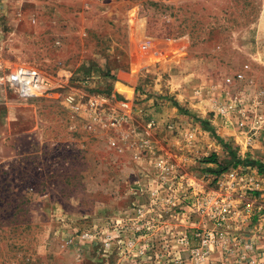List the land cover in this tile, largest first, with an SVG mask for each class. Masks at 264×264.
I'll return each mask as SVG.
<instances>
[{
  "label": "rangeland",
  "instance_id": "1",
  "mask_svg": "<svg viewBox=\"0 0 264 264\" xmlns=\"http://www.w3.org/2000/svg\"><path fill=\"white\" fill-rule=\"evenodd\" d=\"M0 64L63 68L131 117L112 147L61 90L23 101L0 89V264H239L238 247L201 262L188 249L214 224L198 201L227 173L264 182V123L250 131L264 115V0H0ZM149 119L154 153L136 160ZM165 152L192 188L157 185ZM232 195L251 213L228 214L225 234L254 238L264 263V185Z\"/></svg>",
  "mask_w": 264,
  "mask_h": 264
},
{
  "label": "built area",
  "instance_id": "2",
  "mask_svg": "<svg viewBox=\"0 0 264 264\" xmlns=\"http://www.w3.org/2000/svg\"><path fill=\"white\" fill-rule=\"evenodd\" d=\"M242 75H238L240 79ZM70 73L61 68L58 70L56 77L49 76L40 70L22 64L16 67L0 64V89L10 88L18 99L27 101L39 98L46 94L54 93L56 91L63 92V101L70 114V117L77 121L81 120L86 126L96 127L101 130L112 131L113 136H109L108 143L110 146L118 141H124L128 135L123 131L125 125H129L131 120L130 114L125 110L126 102L118 101L114 93L110 96H102L98 94H91L84 87L88 80L82 82V86L77 87L69 84ZM55 94V93H54ZM264 100V89L261 91L259 98L255 102H262ZM229 106L228 109H232ZM226 111V108H225ZM78 120V121H79ZM264 123V115L260 113L253 114V121L250 124V131H255L258 126ZM156 122L153 119L147 120L141 128V132L137 134L138 141L133 148V157L136 160L148 158L154 153L152 145V132L155 129ZM73 129V126H70ZM251 137H247V143H250ZM158 169L157 185H168L169 189H174L182 185L192 188L191 178L186 175H176L175 164L172 163V155L165 152L163 161L156 163ZM264 182L249 181L242 177H238L237 173L229 172L224 180L219 182L220 191L211 192L213 195H205L197 203V212L208 219L214 220L211 229H205L196 234L198 245L189 248L190 256L197 262L204 261L211 253H216L221 250L229 252L239 249L238 263L246 262V264H255L257 261L256 241L254 238L238 240L237 242H230V238L226 236L225 230L220 221H225L233 210H235L236 221L243 223L248 213H251V201L241 197L244 201V206L240 211H236V206L232 202V194L240 190L256 191ZM155 194L157 191L155 190ZM218 195V197H217ZM256 209L264 210V205L257 204ZM241 213V214H240ZM238 217V218H237ZM93 234H83L82 238L92 239ZM111 236L105 239V245H110ZM182 242L188 245V241ZM264 264V263H260Z\"/></svg>",
  "mask_w": 264,
  "mask_h": 264
},
{
  "label": "trees",
  "instance_id": "3",
  "mask_svg": "<svg viewBox=\"0 0 264 264\" xmlns=\"http://www.w3.org/2000/svg\"><path fill=\"white\" fill-rule=\"evenodd\" d=\"M210 161H214V158L212 160H210Z\"/></svg>",
  "mask_w": 264,
  "mask_h": 264
}]
</instances>
